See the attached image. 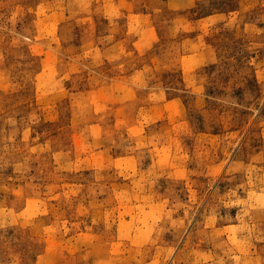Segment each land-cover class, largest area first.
Wrapping results in <instances>:
<instances>
[{"label":"rangeland","instance_id":"rangeland-1","mask_svg":"<svg viewBox=\"0 0 264 264\" xmlns=\"http://www.w3.org/2000/svg\"><path fill=\"white\" fill-rule=\"evenodd\" d=\"M0 264H264V0H0Z\"/></svg>","mask_w":264,"mask_h":264}]
</instances>
